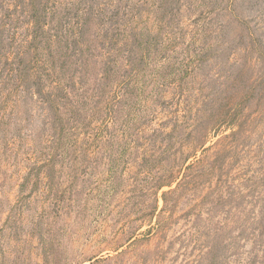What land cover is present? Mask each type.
Returning <instances> with one entry per match:
<instances>
[{
	"label": "rangeland",
	"instance_id": "rangeland-1",
	"mask_svg": "<svg viewBox=\"0 0 264 264\" xmlns=\"http://www.w3.org/2000/svg\"><path fill=\"white\" fill-rule=\"evenodd\" d=\"M144 1L145 27L155 35L171 7L174 34L127 78L128 105L97 116L96 150L52 162L67 213L44 220L43 239L31 214L56 198L43 172L25 179L46 162L44 114L0 105V264H264V0Z\"/></svg>",
	"mask_w": 264,
	"mask_h": 264
},
{
	"label": "trees",
	"instance_id": "trees-1",
	"mask_svg": "<svg viewBox=\"0 0 264 264\" xmlns=\"http://www.w3.org/2000/svg\"><path fill=\"white\" fill-rule=\"evenodd\" d=\"M0 1V92L8 93L1 94L4 100L0 105L7 108L8 102L20 97L44 114L45 126L37 135L46 143L37 147L39 157H35L46 162L32 168L25 179L27 182L33 175L38 179L43 172L50 179L48 188L56 198L55 205L46 207L44 213L35 208L31 214L35 219H31L28 227L33 228L29 231L43 239L48 230L45 221L67 213L59 204L63 194L52 181L57 171L52 162L78 155L80 150L85 154L96 150L97 116L106 110L110 114L114 105H128L129 97L136 92L127 88V78L141 79L145 73L142 64L155 57L163 40L174 34L166 29L169 24L165 21L172 8L169 6L171 11L156 19L153 35L139 16L147 4L144 0L137 4L134 0H16L11 3L12 8ZM19 23L29 27L16 46ZM114 88L122 92L120 98ZM221 117L218 125L235 118H228L227 114ZM188 178L185 174L182 185ZM37 181L30 194L39 191ZM164 183L169 182L160 187ZM24 201L25 197L21 198L18 207L22 214L24 207L28 208ZM22 220L23 215L21 223ZM28 227H18L17 236L26 233Z\"/></svg>",
	"mask_w": 264,
	"mask_h": 264
}]
</instances>
